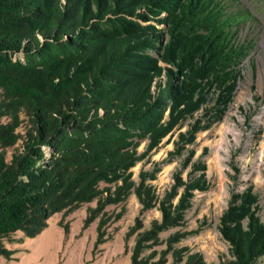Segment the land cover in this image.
<instances>
[{
	"label": "trees",
	"instance_id": "obj_1",
	"mask_svg": "<svg viewBox=\"0 0 264 264\" xmlns=\"http://www.w3.org/2000/svg\"><path fill=\"white\" fill-rule=\"evenodd\" d=\"M247 1L0 0L1 257L16 252L5 240L36 237L56 213L69 233L65 218L96 201L82 225L97 220L94 258L133 194L140 208L124 237H134L130 264H167L169 256L170 264H207L202 252L178 245L206 223L186 229L195 192L210 188L207 165L190 146L224 118L255 47L247 31L264 0ZM175 134L168 156L135 178L132 168ZM175 159L173 183L160 196L153 181ZM259 201L252 183L232 190L218 224L230 253L221 264H264ZM153 208L161 217L145 228Z\"/></svg>",
	"mask_w": 264,
	"mask_h": 264
},
{
	"label": "rangeland",
	"instance_id": "obj_2",
	"mask_svg": "<svg viewBox=\"0 0 264 264\" xmlns=\"http://www.w3.org/2000/svg\"><path fill=\"white\" fill-rule=\"evenodd\" d=\"M262 9L260 20V6L254 4L253 11L259 17V22L253 24L247 33L256 43L249 57L241 64L243 75L238 81L233 102L224 118L211 128L198 132L195 144L190 146L195 150L194 158L204 160L207 165L210 188L205 192H195L192 206L186 213V229H197L204 220L206 223L198 234L183 239L178 245H187L193 251L202 252L207 264H221L230 257L229 246L221 238L218 224L233 189L241 190L249 183L254 185L255 191L260 194L259 214L264 221V5ZM186 128L187 125L181 130ZM176 138L177 134L171 141L168 137L165 138L159 148L152 152L150 161L143 160L134 166V177H138L141 169L151 168L153 161L164 160L169 151L174 149L173 139ZM145 146L146 142H143L139 150H144ZM16 148H21V141L14 149L8 150L9 157ZM179 165L180 159L163 164L157 179L153 181L160 196L173 183L172 176ZM233 165L241 170L239 183L234 181ZM189 169L188 167L183 173L185 178ZM95 204L96 201L85 204L65 218L71 225L67 234L58 224L62 213L51 216L48 227L34 238L17 232L13 238L23 239L21 242L4 241L7 247L16 250L14 258L7 260L0 256V264H130L134 237L129 242L124 237L140 208L136 196L132 194L127 199L125 215L109 226L111 238L100 245V250L93 258L97 220L84 231L82 225L88 207ZM120 208L121 205H110L107 210L112 212ZM160 217L161 213L157 208L149 210L144 216L145 228ZM176 229L163 232L161 236L166 238ZM169 257L167 264L172 261L171 256Z\"/></svg>",
	"mask_w": 264,
	"mask_h": 264
}]
</instances>
